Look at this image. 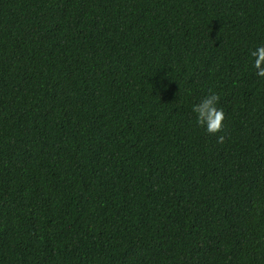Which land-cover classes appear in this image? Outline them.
I'll list each match as a JSON object with an SVG mask.
<instances>
[{"label":"trees","instance_id":"1","mask_svg":"<svg viewBox=\"0 0 264 264\" xmlns=\"http://www.w3.org/2000/svg\"><path fill=\"white\" fill-rule=\"evenodd\" d=\"M260 44L264 0H0V264H264Z\"/></svg>","mask_w":264,"mask_h":264},{"label":"clouds","instance_id":"2","mask_svg":"<svg viewBox=\"0 0 264 264\" xmlns=\"http://www.w3.org/2000/svg\"><path fill=\"white\" fill-rule=\"evenodd\" d=\"M253 67L258 77L264 78V44L257 45L251 51ZM218 97L214 92L203 97L199 103L192 105V111L196 114V123L202 125L209 133H217L222 127L223 111L217 107ZM222 139V137H220Z\"/></svg>","mask_w":264,"mask_h":264}]
</instances>
